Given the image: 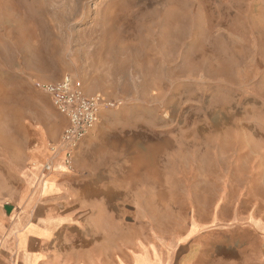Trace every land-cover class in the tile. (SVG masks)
<instances>
[{
	"label": "rangeland",
	"instance_id": "rangeland-1",
	"mask_svg": "<svg viewBox=\"0 0 264 264\" xmlns=\"http://www.w3.org/2000/svg\"><path fill=\"white\" fill-rule=\"evenodd\" d=\"M65 76L117 106L98 184L109 224L79 231L132 239L168 217L153 227L175 237L264 233V0H0V216L23 213L39 137L58 148L65 121L36 83ZM62 196L58 215L85 216Z\"/></svg>",
	"mask_w": 264,
	"mask_h": 264
},
{
	"label": "crops",
	"instance_id": "crops-1",
	"mask_svg": "<svg viewBox=\"0 0 264 264\" xmlns=\"http://www.w3.org/2000/svg\"><path fill=\"white\" fill-rule=\"evenodd\" d=\"M115 117L102 111L99 124L76 154L75 174H66L61 159L51 174L44 173L43 166L53 154L50 143L39 137L29 153L35 167L25 173L17 198L23 213L0 216V264H264V233L254 224L190 239L153 227L172 223L168 217L159 222L157 217L140 220L132 239L124 233H95L88 227L79 231L80 225L109 224V191L105 200L104 188L98 184L108 177L104 169L110 154L102 140L107 120ZM62 118L66 128L68 121ZM69 190L79 199L78 208L85 216L58 215L57 209L63 206L60 198ZM94 209L101 211L95 214Z\"/></svg>",
	"mask_w": 264,
	"mask_h": 264
},
{
	"label": "built area",
	"instance_id": "built-area-1",
	"mask_svg": "<svg viewBox=\"0 0 264 264\" xmlns=\"http://www.w3.org/2000/svg\"><path fill=\"white\" fill-rule=\"evenodd\" d=\"M36 87L50 97L56 111L68 121L58 148L52 150L53 159L63 155L64 165L72 170L78 149L99 124L102 111L117 106L102 95H88L81 82L70 76L53 83L37 82ZM43 171L51 173L53 164H46Z\"/></svg>",
	"mask_w": 264,
	"mask_h": 264
}]
</instances>
